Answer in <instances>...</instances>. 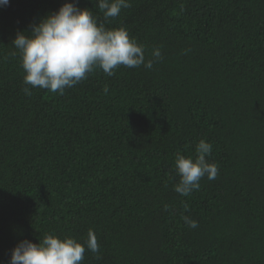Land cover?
<instances>
[{
  "label": "trees",
  "instance_id": "1",
  "mask_svg": "<svg viewBox=\"0 0 264 264\" xmlns=\"http://www.w3.org/2000/svg\"><path fill=\"white\" fill-rule=\"evenodd\" d=\"M65 2L0 6V264L24 239L90 228L101 259L82 264H264V0H131L111 21L74 0L163 59L26 96L12 41ZM201 139L219 174L182 196L175 155Z\"/></svg>",
  "mask_w": 264,
  "mask_h": 264
},
{
  "label": "clouds",
  "instance_id": "2",
  "mask_svg": "<svg viewBox=\"0 0 264 264\" xmlns=\"http://www.w3.org/2000/svg\"><path fill=\"white\" fill-rule=\"evenodd\" d=\"M9 2L0 0V6H7ZM93 3L102 12L104 21H111L123 9L132 7L131 0H93ZM12 44L16 49L12 55H19L21 59L25 85L22 91L26 96L32 94V88L63 95L66 89L86 80L97 69L110 77L120 66L143 65L152 69L163 59L160 47H154L146 58L145 46L131 37L125 27H106L105 22H98L92 8H81L74 0L40 18L30 31H18ZM103 92L109 93L108 85ZM212 150V144L201 139L195 146L194 156L176 153L174 170L179 179L173 185L174 191L189 196L200 189L202 178L210 181L217 178L219 167L208 159ZM164 210L169 211V206L165 205ZM182 219L191 229L199 226L188 215H182ZM86 250L101 259L98 238L91 228L83 241L45 233L38 243L29 239L20 241L12 250L9 264H82Z\"/></svg>",
  "mask_w": 264,
  "mask_h": 264
}]
</instances>
